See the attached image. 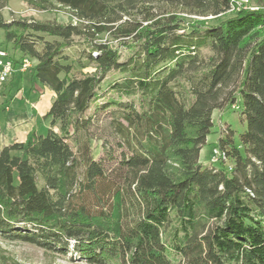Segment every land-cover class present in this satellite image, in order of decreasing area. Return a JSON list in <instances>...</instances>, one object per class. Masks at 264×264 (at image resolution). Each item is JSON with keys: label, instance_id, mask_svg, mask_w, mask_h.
<instances>
[{"label": "trees", "instance_id": "trees-1", "mask_svg": "<svg viewBox=\"0 0 264 264\" xmlns=\"http://www.w3.org/2000/svg\"><path fill=\"white\" fill-rule=\"evenodd\" d=\"M8 1L0 47L15 64L35 60L31 86L53 99L46 134L0 149V237L72 249L89 264H264V8L21 0L66 8L73 24L6 20ZM74 37L92 68L80 75L64 51ZM225 107L246 127L238 144L229 125L219 131L218 163L203 164L213 112Z\"/></svg>", "mask_w": 264, "mask_h": 264}, {"label": "rangeland", "instance_id": "rangeland-1", "mask_svg": "<svg viewBox=\"0 0 264 264\" xmlns=\"http://www.w3.org/2000/svg\"><path fill=\"white\" fill-rule=\"evenodd\" d=\"M233 9L237 8H264V0H233ZM1 14L4 19H36L40 21H56L59 23H77L78 19L73 13L63 7H54L48 10H36L31 8L21 0H9L7 5L1 10ZM228 15V13H227ZM221 17L219 19H223ZM216 22V21H214ZM264 35V29L262 30ZM107 38L106 35L102 36V41ZM114 45H117L116 40H107ZM9 53L17 55L9 45L4 44ZM86 42L78 37H74L71 40V44L65 48V53L68 55V62L73 65V72L76 75H80L82 72L91 71L92 68L81 67L80 63H84V51H86ZM125 56L127 51L121 50ZM35 64V60L31 59V66ZM31 68H28L22 74H16L13 79L7 80L4 83H0V113L5 110V106L8 105L10 111H19L24 104H35L33 108V114L37 118L35 131L38 134H46L47 124L44 122L43 115L48 110L51 101L53 99V92L47 86H42L38 82L34 81L35 86H31L30 81ZM116 73H110L108 79L114 77ZM106 80V81H107ZM109 95V93H107ZM115 96V94H113ZM103 118V114L100 115ZM102 120V119H101ZM213 127L211 133L207 136V141L202 147L200 152L201 163L209 164L211 162L212 150L216 148L217 136L227 125L233 130V139L235 143L239 142V135L246 127L245 121L240 117L239 110L233 107H225L224 110H214L212 115ZM105 119L103 120V122ZM102 122L92 128L94 136H98L101 133ZM18 126V125H17ZM23 133V132H22ZM21 135V133H19ZM91 153L94 158H97L101 153V140L93 139L91 142ZM213 163H218L213 162ZM225 164H229L225 162ZM0 264H89L85 259L79 257L72 249H69L66 253L46 251L43 248L22 240H6L0 237Z\"/></svg>", "mask_w": 264, "mask_h": 264}, {"label": "crops", "instance_id": "crops-1", "mask_svg": "<svg viewBox=\"0 0 264 264\" xmlns=\"http://www.w3.org/2000/svg\"><path fill=\"white\" fill-rule=\"evenodd\" d=\"M30 106L31 107L26 103L19 111H10L8 105L4 107L5 110L0 113V149L12 142H23L27 140L32 132L38 134L34 130L37 118L32 110V107L34 108L36 105L32 104ZM44 122H46V120H44ZM19 133H21V135Z\"/></svg>", "mask_w": 264, "mask_h": 264}, {"label": "built area", "instance_id": "built-area-1", "mask_svg": "<svg viewBox=\"0 0 264 264\" xmlns=\"http://www.w3.org/2000/svg\"><path fill=\"white\" fill-rule=\"evenodd\" d=\"M255 9V8H254ZM31 67V60L23 58L19 64H15L8 50L0 47V83H4L15 72H24ZM220 151L216 147L212 150L211 162L219 160Z\"/></svg>", "mask_w": 264, "mask_h": 264}, {"label": "bare ground", "instance_id": "bare-ground-1", "mask_svg": "<svg viewBox=\"0 0 264 264\" xmlns=\"http://www.w3.org/2000/svg\"><path fill=\"white\" fill-rule=\"evenodd\" d=\"M252 9V8H251Z\"/></svg>", "mask_w": 264, "mask_h": 264}]
</instances>
